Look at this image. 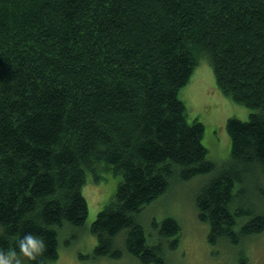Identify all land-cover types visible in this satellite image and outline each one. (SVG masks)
<instances>
[{
	"label": "trees",
	"instance_id": "obj_1",
	"mask_svg": "<svg viewBox=\"0 0 264 264\" xmlns=\"http://www.w3.org/2000/svg\"><path fill=\"white\" fill-rule=\"evenodd\" d=\"M201 57L251 109L226 119L229 159L195 195L207 240L239 246L264 230V214L240 204L246 178L264 173V0H0V247L41 233L31 264H52L62 227L87 215V173L111 171L93 256L165 264L180 225L146 226L142 210L171 179L214 169L204 123L179 97Z\"/></svg>",
	"mask_w": 264,
	"mask_h": 264
},
{
	"label": "rangeland",
	"instance_id": "obj_2",
	"mask_svg": "<svg viewBox=\"0 0 264 264\" xmlns=\"http://www.w3.org/2000/svg\"><path fill=\"white\" fill-rule=\"evenodd\" d=\"M179 97L186 106L187 119L197 117L204 123L202 143L207 158L214 163L209 173L197 174L188 180L171 179L167 190L152 200L142 210L146 226L172 216L180 225L178 242L174 248L165 242V264H264V230L234 246L226 241L210 243L207 240L208 224L198 218L195 195L200 186L212 177L230 154V140L225 122L228 117L245 120L251 111L247 106L228 98L216 85L212 68L206 57H201L188 82L180 89ZM246 178L247 195L241 197L245 208L253 206L264 214V173L254 171ZM99 182L87 173L82 193L87 202V215L81 226L64 225L58 235V257L52 264H142L135 256L124 251L120 257H95L93 248L96 237L89 230L97 211L114 193L119 175L111 171L100 172ZM241 185L235 183L237 193ZM264 197V195H263ZM245 216L240 223L248 219Z\"/></svg>",
	"mask_w": 264,
	"mask_h": 264
},
{
	"label": "clouds",
	"instance_id": "obj_3",
	"mask_svg": "<svg viewBox=\"0 0 264 264\" xmlns=\"http://www.w3.org/2000/svg\"><path fill=\"white\" fill-rule=\"evenodd\" d=\"M46 248L47 242L41 233L23 232L8 247H0V264H31Z\"/></svg>",
	"mask_w": 264,
	"mask_h": 264
},
{
	"label": "bare ground",
	"instance_id": "obj_4",
	"mask_svg": "<svg viewBox=\"0 0 264 264\" xmlns=\"http://www.w3.org/2000/svg\"><path fill=\"white\" fill-rule=\"evenodd\" d=\"M244 219V218H243ZM240 243V242H239Z\"/></svg>",
	"mask_w": 264,
	"mask_h": 264
}]
</instances>
